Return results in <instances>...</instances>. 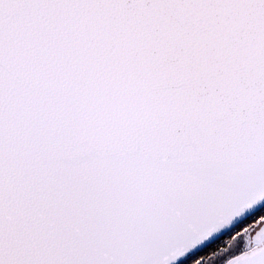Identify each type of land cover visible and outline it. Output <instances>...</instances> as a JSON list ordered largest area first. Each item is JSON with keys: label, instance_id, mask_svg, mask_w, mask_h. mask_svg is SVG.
<instances>
[{"label": "snow or ice", "instance_id": "snow-or-ice-1", "mask_svg": "<svg viewBox=\"0 0 264 264\" xmlns=\"http://www.w3.org/2000/svg\"><path fill=\"white\" fill-rule=\"evenodd\" d=\"M215 257L264 264V0H0V264Z\"/></svg>", "mask_w": 264, "mask_h": 264}, {"label": "trees", "instance_id": "trees-1", "mask_svg": "<svg viewBox=\"0 0 264 264\" xmlns=\"http://www.w3.org/2000/svg\"><path fill=\"white\" fill-rule=\"evenodd\" d=\"M251 223H253V221H252V220H249V221H247L245 224H243L242 227H247V226H249V224H251ZM226 239H229V237H227V236L223 237L221 240H219V241L217 242V244H214V245L212 246V248L206 250V252L202 253L201 255L211 256V255H212V252H213L214 250H218L219 248H222V247L228 242Z\"/></svg>", "mask_w": 264, "mask_h": 264}, {"label": "rangeland", "instance_id": "rangeland-1", "mask_svg": "<svg viewBox=\"0 0 264 264\" xmlns=\"http://www.w3.org/2000/svg\"><path fill=\"white\" fill-rule=\"evenodd\" d=\"M227 241H228V239H226ZM212 256V255H211ZM211 256H209V257H211ZM214 259H216L217 261H219L220 262V264H222V260H221V258H219V257H215Z\"/></svg>", "mask_w": 264, "mask_h": 264}]
</instances>
